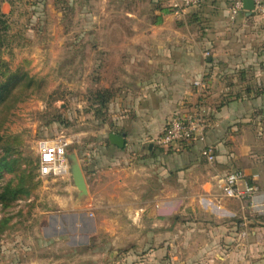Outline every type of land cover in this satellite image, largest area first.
Here are the masks:
<instances>
[{
	"label": "crops",
	"instance_id": "obj_1",
	"mask_svg": "<svg viewBox=\"0 0 264 264\" xmlns=\"http://www.w3.org/2000/svg\"><path fill=\"white\" fill-rule=\"evenodd\" d=\"M207 1L218 14L207 33L164 3L149 5L151 14L134 4L116 9L122 15L115 23L133 27L115 33L127 42L109 49L103 66L110 74L105 88L116 90L105 115L91 116L99 126L90 132L96 149L85 157V178L91 205L130 211L41 212L42 226L56 216L59 227L72 229L65 233L75 230V245H87L92 236L108 242L102 251L88 247L85 256L99 260L95 264H264V216L244 224L243 211L235 208L241 203L224 197L218 181V175L243 169L256 174L264 189V140L257 144L248 134L256 118L263 125L264 92L251 91V99L245 91L252 83L264 89V33L253 28L255 13L243 11L231 19L228 3L234 0ZM200 80L204 89L196 84ZM202 100L214 163L202 156V143L168 149L157 144L173 115ZM256 104L262 108L259 118L252 113ZM110 133L123 135L125 146L111 143ZM257 148L259 154L252 155ZM187 190L219 211H172L174 200ZM157 200L164 201L158 203L164 209H157ZM58 202L76 204L68 197Z\"/></svg>",
	"mask_w": 264,
	"mask_h": 264
},
{
	"label": "rangeland",
	"instance_id": "obj_2",
	"mask_svg": "<svg viewBox=\"0 0 264 264\" xmlns=\"http://www.w3.org/2000/svg\"><path fill=\"white\" fill-rule=\"evenodd\" d=\"M154 3L166 4L173 13L171 0H0V11L7 15L9 27L0 57V93L6 88L2 83L11 85L0 105V158L12 164L10 169L0 168V221L8 220L0 228V264H95L99 260L85 256L88 247L92 252L109 247L108 242L103 245V240L96 236L87 245H75L79 242L72 238L75 230L72 234L65 233L72 229L59 227L56 216H52L50 224L42 226L43 211L54 214L55 211L130 210L91 205L89 192L80 196L71 169L63 176L40 175L38 143L66 141L69 167L70 156L76 155L85 174L87 152L96 149L91 146L94 136L90 132L99 126L91 117L94 112L88 98L109 82L110 74L106 76L103 67L106 59H110L109 49L124 47L127 42L115 33L130 32L133 27L131 23H115L117 15H122L116 9L131 8L134 4L151 14L148 7L151 4L154 7ZM208 3L203 0L183 16L190 24L196 23L193 25L202 33L210 31L213 17L218 16L213 15L216 9L212 10ZM179 25H184V21ZM252 25L254 30L264 33L263 17L257 16ZM106 33L114 38L106 39L103 37ZM21 72L34 79L32 85L27 78L8 80ZM252 85L245 90L247 95L251 91L256 95L264 92ZM260 111L258 104L252 109L258 118ZM256 121L255 130L248 129V134L258 144L260 138L264 140V121L261 126L259 119ZM258 149H252V155L259 154ZM262 149L264 152V145ZM161 185L157 184L156 188ZM19 186L18 195L12 196ZM59 197L73 199L76 204L63 206L58 202ZM163 202L157 200L154 205L162 210L158 203ZM174 203L172 211H219L207 202L194 199L190 190ZM235 208L242 211L237 203Z\"/></svg>",
	"mask_w": 264,
	"mask_h": 264
},
{
	"label": "built area",
	"instance_id": "obj_3",
	"mask_svg": "<svg viewBox=\"0 0 264 264\" xmlns=\"http://www.w3.org/2000/svg\"><path fill=\"white\" fill-rule=\"evenodd\" d=\"M173 13L184 16L190 9L198 7L202 0H171ZM254 13L264 18V0H253ZM246 11L243 0H235L230 6L231 19H235L239 13ZM205 88L204 81L196 82ZM204 101L196 106L173 115L166 124L163 133L157 138V144L162 148L180 147L184 143H202V156L209 163H214L216 155L214 148L207 143V135L210 127L209 117ZM67 142L60 140L50 142L41 140L38 143L39 174L42 176H63L69 172L67 160ZM256 174L250 175L243 169H234L218 175L219 186L224 197L238 200L243 211L244 224L249 218L264 215V189L256 180Z\"/></svg>",
	"mask_w": 264,
	"mask_h": 264
},
{
	"label": "trees",
	"instance_id": "obj_4",
	"mask_svg": "<svg viewBox=\"0 0 264 264\" xmlns=\"http://www.w3.org/2000/svg\"><path fill=\"white\" fill-rule=\"evenodd\" d=\"M202 2L203 0L201 1V3ZM8 28L9 27L7 25V15L0 11V57H1L2 49L3 47H5L7 43ZM22 78H27L30 81V85H32V83L34 82V79L32 77L27 76V74L24 72H21V74L20 73L14 74L8 80L15 79V80L23 81ZM2 85H3L2 87H6V88H5V92L0 93V105L3 103V101L5 100V98L7 97L11 89L10 83L4 82V84L2 83ZM114 94H115V90L112 88H101L99 91L93 93L91 98H88L93 108V112L95 116L103 117L105 115L107 108H108V104L113 98ZM182 146L186 148V147H189V144L184 143ZM11 165L9 164V161H7L6 158H0V168L8 167L7 169H10ZM7 190L9 192L11 190L10 187H8ZM19 192H20V186L16 187V189L12 192V196L14 197L17 196ZM6 222H8V220L0 221V228L4 227V224Z\"/></svg>",
	"mask_w": 264,
	"mask_h": 264
},
{
	"label": "water",
	"instance_id": "obj_5",
	"mask_svg": "<svg viewBox=\"0 0 264 264\" xmlns=\"http://www.w3.org/2000/svg\"><path fill=\"white\" fill-rule=\"evenodd\" d=\"M244 1V8L247 12V14H253L255 4L253 0H243ZM111 143L114 145L123 148L125 146V137L123 135H119L116 133H110L109 135ZM71 163H70V169L71 173L73 175L74 183L76 187L79 190L80 196H84L88 194V186L85 178V174L83 171V168L81 164L78 162V158L76 155L70 156Z\"/></svg>",
	"mask_w": 264,
	"mask_h": 264
}]
</instances>
